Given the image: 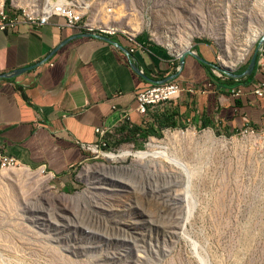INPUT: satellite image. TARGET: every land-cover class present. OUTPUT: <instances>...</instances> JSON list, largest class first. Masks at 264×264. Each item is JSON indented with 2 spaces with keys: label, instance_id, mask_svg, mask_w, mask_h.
<instances>
[{
  "label": "rangeland",
  "instance_id": "rangeland-1",
  "mask_svg": "<svg viewBox=\"0 0 264 264\" xmlns=\"http://www.w3.org/2000/svg\"><path fill=\"white\" fill-rule=\"evenodd\" d=\"M65 2L96 30L145 33L176 59L170 38L179 40L176 51L207 41L227 71L248 65L264 32V0H0V7L41 14ZM133 127L124 120L111 128L109 148L65 175L23 163L0 169V264H264V134L184 126L143 136ZM150 142L180 164L103 155Z\"/></svg>",
  "mask_w": 264,
  "mask_h": 264
},
{
  "label": "crops",
  "instance_id": "crops-1",
  "mask_svg": "<svg viewBox=\"0 0 264 264\" xmlns=\"http://www.w3.org/2000/svg\"><path fill=\"white\" fill-rule=\"evenodd\" d=\"M85 32L66 26L59 15L43 25L21 16L14 27L0 28V146L20 163L68 174L91 155L82 145L98 140L97 127L113 128L124 120L161 130L210 128L214 134L264 127V95L254 92L264 81V56L258 55L253 76L233 77L242 93L232 96L223 81L227 77L211 76L215 53L207 41L189 47L207 62L189 53L179 69V57L148 39L135 38L139 46L128 55L104 38L81 35ZM92 32L99 33L95 28ZM102 34L126 50L134 45L130 36ZM133 63L149 79L138 74ZM29 66L15 76H1ZM246 68L244 64L232 71ZM175 73L172 79L182 87L180 96L145 114L138 112L136 94Z\"/></svg>",
  "mask_w": 264,
  "mask_h": 264
},
{
  "label": "built area",
  "instance_id": "built-area-1",
  "mask_svg": "<svg viewBox=\"0 0 264 264\" xmlns=\"http://www.w3.org/2000/svg\"><path fill=\"white\" fill-rule=\"evenodd\" d=\"M59 15L65 18V25L72 28H79L85 29L88 32H92L93 29H90V22L83 21V11L79 9L76 5L65 2L58 4L54 7H50V14H37L31 11H16L11 10L9 8L0 7V28L6 29L9 27H14L19 18L22 16L26 18L27 21L36 24V25H43L46 24L51 16ZM99 33H105L104 31H99ZM108 34L112 35L115 33V29L107 32ZM131 41L134 42V45L129 48V54L134 53L136 48L139 44L136 42L134 37L130 38ZM259 56L263 58L264 56V48L263 46L259 50ZM216 70V67H214ZM214 69L212 73L214 76H225L221 73L217 74ZM182 87L180 83L175 80L171 79L165 82H158L151 84L150 86L140 90L136 94L137 99V111L140 113H147L150 108H156L157 106L163 105L168 103L172 100L178 98L181 94ZM229 94L232 96L240 95L242 93V88L239 86H232L229 88ZM255 94L258 96L264 95V81L259 82L258 85L255 87L254 90ZM111 128L109 127H97L96 132L98 135V140L95 143L91 144H83L82 146L90 151V154H101L103 149L109 148V134ZM196 129V128H195ZM168 130L170 131L171 128L169 127ZM187 130V129H185ZM180 131H184L181 129ZM214 134V133H213ZM233 134H241L242 136L247 135H255V134H264L263 128H254L252 126H245L239 130H237ZM20 164L19 160L11 155L8 154L1 146H0V169H5L8 167H14Z\"/></svg>",
  "mask_w": 264,
  "mask_h": 264
},
{
  "label": "water",
  "instance_id": "water-1",
  "mask_svg": "<svg viewBox=\"0 0 264 264\" xmlns=\"http://www.w3.org/2000/svg\"><path fill=\"white\" fill-rule=\"evenodd\" d=\"M81 35H85V36H97V37H100V38H104L105 40H108L112 43H114L116 46H118L120 49L124 50L128 55H129V51L126 50L125 48H123L118 42L116 41H113L110 37H108L107 35H104L102 33H95V32H85ZM263 42H264V33L262 34V36L260 37V40L258 42V44L256 45L254 51L252 52L251 56H250V59H249V62H248V65H247V68L241 72V73H235L233 72L232 70H224L222 67L218 66V65H215L218 69L226 72V74L228 76H231V77H242V76H247V75H251L256 67V64H257V56L259 54V50L260 48L262 47L263 45ZM189 53H192L194 54V56H196L200 61H203V62H207L205 61L203 58H201L198 54L194 53L190 48H188L187 50H185L181 55H179V58H180V66H179V69L182 68L183 64H184V61H185V56ZM132 67L133 69L138 73L140 74L141 76L149 79V77L139 68V66L136 64V63H133L132 64ZM32 68V66H29V67H21V68H17L16 70H13L11 72H8V73H4L2 74L1 76L2 77H12V76H15L23 71H26L28 69ZM175 76H177V73L175 74H171L165 78H163L162 80H158L156 81V83L158 82H165V81H168V80H171L172 78H174Z\"/></svg>",
  "mask_w": 264,
  "mask_h": 264
},
{
  "label": "bare ground",
  "instance_id": "bare-ground-1",
  "mask_svg": "<svg viewBox=\"0 0 264 264\" xmlns=\"http://www.w3.org/2000/svg\"><path fill=\"white\" fill-rule=\"evenodd\" d=\"M41 14H50V8L47 11H45V12H43ZM93 28H94L93 26H90V29H93ZM100 31H104V30H100ZM247 43H248V41H246V44ZM178 44H179V40L177 38H175V37H172L169 40L168 47H169V49L172 52H174V53H176L178 55H181L185 50H187L189 48V42H188L186 45L183 46V49H181L179 51H176L174 48L176 46H178ZM220 71H222V70H220ZM222 73H223V75L228 76L226 74V72L222 71ZM183 133L184 134H189L188 131L187 132H183ZM128 154L134 155V156L142 158V159L147 158V157H159V158L165 159V160H167L169 162L180 164V161L178 159H176L175 157L169 155V153L166 150V146L165 145L156 144V143H152V142H150L148 144V147H147L146 150H134V151L125 150V151H122L120 153H115V152L111 151V152L104 153L103 155L105 157H108V158L112 159V158H115V157H118V156L128 155Z\"/></svg>",
  "mask_w": 264,
  "mask_h": 264
},
{
  "label": "trees",
  "instance_id": "trees-1",
  "mask_svg": "<svg viewBox=\"0 0 264 264\" xmlns=\"http://www.w3.org/2000/svg\"><path fill=\"white\" fill-rule=\"evenodd\" d=\"M136 39L139 41H144L145 39H147L146 34L143 33V34L137 36ZM257 60H258V56H257ZM253 75H254V72L250 76H253ZM211 76L215 77L214 74L212 73V71H211ZM223 81L226 84V86L231 87V86L236 85L239 80H236L233 77H227V79L223 80ZM131 130L133 132L132 135L140 134L143 136H147L148 134H157V132H156L157 129L155 128V126L153 124L134 125V127L131 128Z\"/></svg>",
  "mask_w": 264,
  "mask_h": 264
}]
</instances>
